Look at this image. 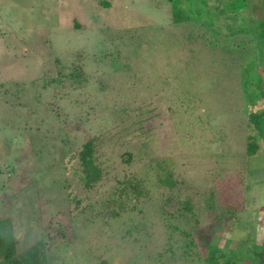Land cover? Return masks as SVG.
I'll use <instances>...</instances> for the list:
<instances>
[{"label": "rangeland", "instance_id": "obj_1", "mask_svg": "<svg viewBox=\"0 0 264 264\" xmlns=\"http://www.w3.org/2000/svg\"><path fill=\"white\" fill-rule=\"evenodd\" d=\"M208 2L211 15L176 22L171 0H0V260L12 245L17 259L37 247L43 264H257L264 137L251 157L245 146L248 111L264 112V50L239 29L264 0L238 14ZM158 165L174 184L156 188ZM129 177L154 188L119 195ZM211 187L232 217L206 208ZM124 198L134 206L113 216Z\"/></svg>", "mask_w": 264, "mask_h": 264}, {"label": "trees", "instance_id": "obj_2", "mask_svg": "<svg viewBox=\"0 0 264 264\" xmlns=\"http://www.w3.org/2000/svg\"><path fill=\"white\" fill-rule=\"evenodd\" d=\"M173 5V19L176 22L190 20L192 18L200 19V15L202 13L207 14L208 16L211 15L212 12L209 8V0H171ZM187 2V11L180 5L181 2ZM249 0H224L225 8L220 9L219 5H214L213 8L216 10L213 13H224L227 10H233L238 14L241 10L248 7ZM264 6V3H263ZM258 10V8H257ZM256 10V11H257ZM206 12V13H205ZM254 14V13H253ZM195 15V17H193ZM248 23L249 26L243 25L239 29L240 33L245 34L246 36L251 37L254 42L256 43L258 51L264 50V14H262L260 17L253 18L248 17ZM236 31V30H234ZM255 65L254 59L249 60V63L246 65V67H251ZM251 79V78H250ZM249 79V80H250ZM248 83L249 81L246 80ZM253 80H250V83ZM249 84L245 83L244 88L248 87ZM247 99L252 101L255 99V95L258 93L262 94V90L258 88V84L254 86V94L250 95V92H247ZM259 95V94H258ZM257 97V96H256ZM248 119L253 125L255 126L257 130L256 135H248V138L246 140V146H245V155L247 157H251L256 154L257 152V143L256 138L257 137H264V112H249L247 113ZM95 141L93 139H89L83 146V148L79 152V160H80V166L83 172V179L85 181V185L88 188H92L95 183H98V181L101 178V169L99 165L96 163V158L94 156V145ZM159 166V165H158ZM157 166V179H156V188L160 186L166 187L168 185L174 184V181H172V174L170 170L164 169V167L159 166L160 169H158ZM145 180V181H144ZM143 181L134 182V179L132 177L128 178V183H126L125 186L117 188L116 191H118V194H126L128 196L134 194L136 197L140 196L143 191L147 195H149V191L153 189L154 187L151 185H145L147 179H144ZM141 184V185H140ZM202 195V201L205 203L206 208H210L212 211L213 216L215 217L216 221H220L223 218L232 217L239 208L237 207H231L229 202H222L220 199L217 191L215 188H210L208 191H204L201 193ZM137 197V198H138ZM167 197V196H166ZM123 199L122 204H120V209L115 210L113 212V216H118L120 211L127 210L130 206H134V204L130 200ZM167 199H171V196H168ZM110 200V199H109ZM108 200V201H109ZM191 197H187V201L183 203V207L178 210V213L183 212V215L186 216V210H187V221H189L191 218L189 216H196L198 215L194 211V206L191 204ZM218 201V203H217ZM105 202V201H104ZM202 211L205 210V207L201 205ZM185 211V212H184ZM183 234L185 237V244L186 246L190 244H194V234L190 230L183 229ZM1 237L5 239V242H8V239H6L5 234H1ZM12 249L13 246H8L6 249V253L3 257V260H0V264H43L42 261H45V257L42 256V254H39V250L37 247H33L30 249L26 254L21 255L19 259L15 258L12 255ZM213 255H210L206 262L207 264H219V261L217 259L216 253H212ZM220 254H226L223 251L220 252ZM255 255H257V264H264V246L260 250L255 251ZM225 257V256H223ZM5 262V263H3ZM96 264H107L105 260H101L99 263ZM223 264H234L233 261L230 259H225Z\"/></svg>", "mask_w": 264, "mask_h": 264}]
</instances>
